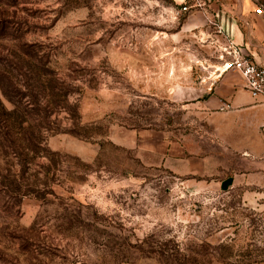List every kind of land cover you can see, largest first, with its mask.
<instances>
[{"label": "rangeland", "instance_id": "1", "mask_svg": "<svg viewBox=\"0 0 264 264\" xmlns=\"http://www.w3.org/2000/svg\"><path fill=\"white\" fill-rule=\"evenodd\" d=\"M180 2L0 0V264H264V154L189 183L141 142L209 126L226 40Z\"/></svg>", "mask_w": 264, "mask_h": 264}, {"label": "crops", "instance_id": "2", "mask_svg": "<svg viewBox=\"0 0 264 264\" xmlns=\"http://www.w3.org/2000/svg\"><path fill=\"white\" fill-rule=\"evenodd\" d=\"M237 1L238 4L230 0H205L202 9L217 16L223 31L220 36L227 37L241 47L245 55L264 65V14L256 11L259 5L264 6V2ZM201 12L198 10L194 14ZM201 88L204 95L198 100L199 106L208 114L212 113L205 130L198 131L196 137L191 134L174 138L165 132L151 131L147 134L148 138L143 139L144 135L141 138L143 147L160 155V164H164L179 179L189 183L208 181L224 167L228 169L227 155L234 146L250 156L264 154V134L259 128L264 125V103L245 87L242 75L234 70L225 71L215 80L212 90H207L206 86ZM224 101L231 102L234 109L219 111ZM250 117L256 120L254 128L261 144L258 148L233 144L234 134L243 137L238 125Z\"/></svg>", "mask_w": 264, "mask_h": 264}, {"label": "built area", "instance_id": "3", "mask_svg": "<svg viewBox=\"0 0 264 264\" xmlns=\"http://www.w3.org/2000/svg\"><path fill=\"white\" fill-rule=\"evenodd\" d=\"M179 12H185L192 7L203 8L205 6V0H181ZM257 13L264 14V6L259 5ZM208 18L209 22L216 27L218 34L223 35L222 28L216 19ZM226 38L224 47H222L219 59L222 62V68H216L215 74L219 77L222 72L234 70L239 72L245 82V87L251 92V94L259 98L264 103V65L255 62L252 58L243 53V49L238 45H235L230 39ZM221 67V66H220ZM216 78V77H215ZM234 109L233 105L229 101L222 102L219 107L220 111H230Z\"/></svg>", "mask_w": 264, "mask_h": 264}, {"label": "trees", "instance_id": "4", "mask_svg": "<svg viewBox=\"0 0 264 264\" xmlns=\"http://www.w3.org/2000/svg\"><path fill=\"white\" fill-rule=\"evenodd\" d=\"M224 258L226 259V257L222 255V259H224Z\"/></svg>", "mask_w": 264, "mask_h": 264}]
</instances>
